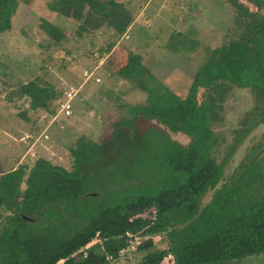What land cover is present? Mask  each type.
Returning <instances> with one entry per match:
<instances>
[{
	"label": "trees",
	"instance_id": "obj_1",
	"mask_svg": "<svg viewBox=\"0 0 264 264\" xmlns=\"http://www.w3.org/2000/svg\"><path fill=\"white\" fill-rule=\"evenodd\" d=\"M31 1L0 0V35L11 31L20 4ZM251 2L255 10L248 14L234 8L220 45L206 49L208 55L195 74V80L202 81L192 83L182 101L166 100L154 81L149 100L139 105L142 108L133 107L138 118L119 119L99 142L78 138L70 148V171L37 157L30 167L21 163L0 174V264H115L134 240H140L135 251L145 252L135 264H228L264 254V193L251 197L237 212H215L217 221L201 207L202 201L218 200V191L227 183L246 180L242 171L249 152L256 154L255 160L264 155V132L246 145L252 133L264 127V0ZM50 9L75 17L85 11L83 23L106 24L112 43L123 40L133 21L125 0H54ZM85 28L80 26L78 37L89 30ZM167 42L176 43L175 53L200 44L182 31ZM124 46V64H104L109 75L136 82L141 56ZM64 54L66 61L77 58L68 50ZM39 66L40 72L36 67L33 78L6 96L12 117L25 125H35L44 115L49 121L63 95L51 79H44L49 71ZM214 85L215 93L209 90ZM235 90L237 96L247 92L250 101L238 104L233 121L224 99L227 93L235 96ZM101 118L106 127L107 116ZM177 134L186 136L187 144L180 143ZM219 150L220 158L215 154ZM235 187L232 192L241 190ZM243 194L239 199L245 201ZM159 235L168 243L162 250H156L153 239Z\"/></svg>",
	"mask_w": 264,
	"mask_h": 264
},
{
	"label": "rangeland",
	"instance_id": "obj_2",
	"mask_svg": "<svg viewBox=\"0 0 264 264\" xmlns=\"http://www.w3.org/2000/svg\"><path fill=\"white\" fill-rule=\"evenodd\" d=\"M53 1L32 0L27 5L20 4L16 14L12 16L11 31L0 35V174L21 163L30 167L37 157L50 161L64 171H70L73 164L70 148L74 147L78 138L84 135L93 142H99L105 130L112 131L119 119L138 118L133 107L144 104L154 81V88L160 90L159 94L166 97V100L173 98L175 102L182 101L190 85L202 81H196L195 74L208 55L209 50L206 49L220 45L232 22L234 8H244L247 14L255 10L252 0H188L186 5H183L184 0H125L138 31L131 36L124 34L122 41L112 43L109 40L111 29L106 24H96L94 21L91 26L84 24L85 11L78 17L59 15L56 10L50 9ZM176 5L182 8L181 13H178ZM81 25L89 30L82 31L78 37ZM181 31L200 44L189 51L173 52L176 43L167 41ZM121 45L123 52L120 50ZM124 45H130L133 53L141 56V71L136 82L107 74L110 69L106 65L115 68L126 62ZM65 50L71 51L77 58H67L69 60L66 61ZM61 60H64V64ZM39 65L45 67L43 70L49 71L44 79H51L63 91L58 99L62 101L49 121H44V115L38 118L35 125H25L18 118L12 117L14 111L8 107L6 96L9 95V89L33 78L35 74L32 73L36 67V72H40ZM70 87L74 88L76 94L69 102L72 114L67 116L63 108L66 102L65 92ZM100 90L103 91L99 92ZM209 90L215 93V85ZM236 91H232L235 96ZM202 92L200 89L198 99ZM238 95L234 100L235 96L227 93L224 99L226 110H231L230 118L233 121L237 119L238 104L244 100L250 101L247 92H238ZM105 105L107 109L109 105L113 110L106 111ZM113 112L115 115H111ZM103 115L108 118L106 127L99 120ZM33 119L35 117L31 118ZM54 123L62 131L61 134H56L55 131L49 133ZM216 129L217 132L222 130ZM263 132L264 127L256 129L246 145L259 140ZM175 137L184 145L188 142L184 135L177 134ZM243 150L244 146L238 151L236 159L240 160ZM215 154L220 158L221 150ZM255 155L253 152L248 154L246 170L242 171L246 180L242 184L227 183L218 191V200L214 197L211 203L202 201V210L211 213L214 221H217L215 212H237L240 205L250 201L251 197L264 193V155H259L256 160L252 158ZM12 171L14 170L10 172ZM232 185L241 189L240 192H232ZM229 194L231 196L228 198ZM241 194L246 195L245 201L239 199ZM227 200L229 206L226 205ZM205 219H210V216ZM153 239L156 250L168 246L163 235ZM139 242L140 240H134L120 253L115 264H135L145 253L135 251ZM165 260L169 261L170 257ZM228 264H264V254Z\"/></svg>",
	"mask_w": 264,
	"mask_h": 264
},
{
	"label": "crops",
	"instance_id": "obj_3",
	"mask_svg": "<svg viewBox=\"0 0 264 264\" xmlns=\"http://www.w3.org/2000/svg\"><path fill=\"white\" fill-rule=\"evenodd\" d=\"M138 26H136L135 25V22H132L131 23V25H130V27L126 30V32L124 33V34H130V36L132 35V33H135V32H137L138 31V28H137ZM140 27V26H139ZM125 36V35H124ZM127 37V36H126ZM120 42V41H119ZM130 46V45H129ZM130 48H131V46H130ZM99 72V71H98ZM96 74H99V73H96ZM108 74V73H107ZM103 78H104V74H102L101 75V79L103 80ZM99 86V85H98ZM103 90H100L99 92H102ZM114 107V106H113ZM117 107V106H116ZM104 108H106V111H112L113 110V108H111V106H109L108 105V108L109 109H107V107H106V105L104 106ZM108 113V112H107ZM102 123H104V119H102L101 117H100V119H99ZM53 131H55V133L56 134H61V130H57V128H55V126L54 127H52L50 130H49V133H51V132H53ZM63 134V133H62ZM13 169H15V167L13 168ZM13 169H9L8 171H10V170H13Z\"/></svg>",
	"mask_w": 264,
	"mask_h": 264
},
{
	"label": "built area",
	"instance_id": "obj_4",
	"mask_svg": "<svg viewBox=\"0 0 264 264\" xmlns=\"http://www.w3.org/2000/svg\"><path fill=\"white\" fill-rule=\"evenodd\" d=\"M66 102H65V106H64V112L65 115L70 116L72 114V110H71V106L69 105V102L71 103V100L73 99L72 97L75 96L76 92L74 90L73 87H70L66 92ZM62 100H58V106L60 105V102Z\"/></svg>",
	"mask_w": 264,
	"mask_h": 264
},
{
	"label": "bare ground",
	"instance_id": "obj_5",
	"mask_svg": "<svg viewBox=\"0 0 264 264\" xmlns=\"http://www.w3.org/2000/svg\"><path fill=\"white\" fill-rule=\"evenodd\" d=\"M93 35V34H92Z\"/></svg>",
	"mask_w": 264,
	"mask_h": 264
}]
</instances>
